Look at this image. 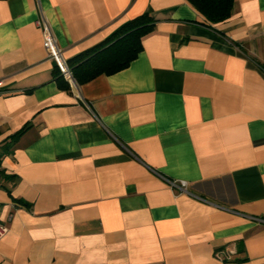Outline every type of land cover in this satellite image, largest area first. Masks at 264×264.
Segmentation results:
<instances>
[{"label":"crops","instance_id":"1","mask_svg":"<svg viewBox=\"0 0 264 264\" xmlns=\"http://www.w3.org/2000/svg\"><path fill=\"white\" fill-rule=\"evenodd\" d=\"M144 12L127 67L58 85L41 15L70 58ZM202 19L186 0H0V264H264V0Z\"/></svg>","mask_w":264,"mask_h":264},{"label":"trees","instance_id":"2","mask_svg":"<svg viewBox=\"0 0 264 264\" xmlns=\"http://www.w3.org/2000/svg\"><path fill=\"white\" fill-rule=\"evenodd\" d=\"M186 1L202 16L203 19L197 23L206 27H212V24L225 20L230 15L234 2V0ZM153 28V17L144 12L123 22L102 42L67 58L75 81L81 84L99 74H112L127 67L140 52L142 38ZM56 70L58 85L68 88V84L61 80L63 77L57 67ZM24 129L23 127L12 134L11 140L19 137Z\"/></svg>","mask_w":264,"mask_h":264},{"label":"built area","instance_id":"3","mask_svg":"<svg viewBox=\"0 0 264 264\" xmlns=\"http://www.w3.org/2000/svg\"><path fill=\"white\" fill-rule=\"evenodd\" d=\"M37 25L41 28L42 32V44L47 52L49 59L55 62L60 74L71 84H75V79L73 77L72 71L68 65L67 58L63 54L62 48L58 45L57 39L52 32L48 21L41 15L36 21ZM170 186L177 188L179 191H187V182L184 180H170ZM7 231V227L0 223V238Z\"/></svg>","mask_w":264,"mask_h":264}]
</instances>
